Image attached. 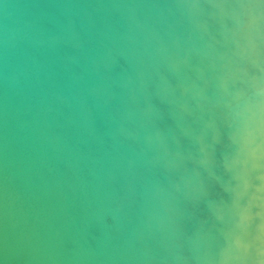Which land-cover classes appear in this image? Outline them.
<instances>
[{"label": "water", "instance_id": "95a60500", "mask_svg": "<svg viewBox=\"0 0 264 264\" xmlns=\"http://www.w3.org/2000/svg\"><path fill=\"white\" fill-rule=\"evenodd\" d=\"M0 264H264V0H0Z\"/></svg>", "mask_w": 264, "mask_h": 264}]
</instances>
